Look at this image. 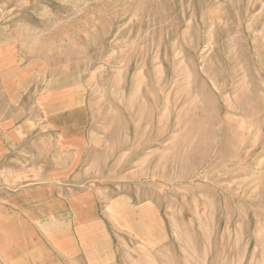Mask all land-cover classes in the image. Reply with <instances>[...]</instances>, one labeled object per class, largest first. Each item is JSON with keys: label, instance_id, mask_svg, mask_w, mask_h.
<instances>
[{"label": "rangeland", "instance_id": "obj_1", "mask_svg": "<svg viewBox=\"0 0 264 264\" xmlns=\"http://www.w3.org/2000/svg\"><path fill=\"white\" fill-rule=\"evenodd\" d=\"M10 115L20 184L102 222L95 263L264 264V0H0L7 207Z\"/></svg>", "mask_w": 264, "mask_h": 264}, {"label": "crops", "instance_id": "obj_2", "mask_svg": "<svg viewBox=\"0 0 264 264\" xmlns=\"http://www.w3.org/2000/svg\"><path fill=\"white\" fill-rule=\"evenodd\" d=\"M13 117L9 116V189L16 190H9V207L0 204L3 208L0 210V261L4 264H78L76 257L82 252L89 264H99L94 260L103 255L106 246L102 222L94 213L92 216L83 213L84 222H78L75 195L66 198L60 190L56 191L59 186L54 182L26 186L16 178L15 172L21 169H16L15 163L22 165V162L14 156L27 151L24 145L27 134L23 119ZM59 117L60 122L62 117ZM58 130L60 136L68 135L67 131ZM71 139H78L75 128Z\"/></svg>", "mask_w": 264, "mask_h": 264}, {"label": "bare ground", "instance_id": "obj_3", "mask_svg": "<svg viewBox=\"0 0 264 264\" xmlns=\"http://www.w3.org/2000/svg\"><path fill=\"white\" fill-rule=\"evenodd\" d=\"M68 118H69V116H68ZM68 121L70 122V120L68 119ZM71 123V122H70ZM70 125H73V124H70ZM62 226V225H61ZM59 227V226H58Z\"/></svg>", "mask_w": 264, "mask_h": 264}]
</instances>
